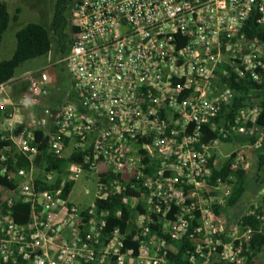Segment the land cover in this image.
I'll list each match as a JSON object with an SVG mask.
<instances>
[{
	"label": "built area",
	"instance_id": "obj_1",
	"mask_svg": "<svg viewBox=\"0 0 264 264\" xmlns=\"http://www.w3.org/2000/svg\"><path fill=\"white\" fill-rule=\"evenodd\" d=\"M70 11L66 99L41 105L44 68L0 83V180L14 184L0 194V261L169 264V247L188 242L190 264H247L264 201L229 223L214 209L226 207L233 177L212 175L233 136L252 132L249 146H264V128H248L257 97L226 113L233 82L264 87V35L246 29L264 30V0H73ZM45 152L66 165L49 167ZM239 164L246 170L238 151L230 169ZM81 177L92 181L85 206L70 198ZM19 201L29 205L22 223ZM124 211L126 227L108 229Z\"/></svg>",
	"mask_w": 264,
	"mask_h": 264
},
{
	"label": "trees",
	"instance_id": "obj_2",
	"mask_svg": "<svg viewBox=\"0 0 264 264\" xmlns=\"http://www.w3.org/2000/svg\"><path fill=\"white\" fill-rule=\"evenodd\" d=\"M73 0H54V14L53 19L49 24V27H45L38 22H29L16 32V46L12 56L8 59H0V83L6 81L15 75V71L27 60L47 55L51 50L52 38H54L60 48L62 54H66L69 50V45L71 42V37L74 32V27L69 24L70 16V4ZM20 8H16L14 15L11 17L7 4L4 0H0V43L2 40L3 33L8 28L9 22L12 19L16 21ZM70 25L71 36L66 32V29ZM250 34L256 33L259 35H264V30L261 27L254 25L250 22L246 28ZM234 89L238 92L231 106L226 111L229 116L235 110L242 106V100L246 96L253 95L259 99L260 113L255 123L248 125L250 131L264 128V87L259 91H253V84L250 81H237L233 82ZM23 88L17 87L15 93L18 94ZM36 136L40 138V132L36 131ZM252 132L248 135H236L227 141L235 142L238 145H246L251 142ZM44 148V144L42 146ZM257 154V164L258 170H264V146L261 149L254 150ZM44 157L47 160L48 166L61 170L66 165L65 159L52 160L49 158L48 154L45 152ZM235 157V152L226 158L217 168H213V177L220 176L225 178L228 175H232L231 180V192L230 196L226 201L227 207H234L242 198L243 194L251 186L252 182H262L264 185V180L258 176L253 179H249L247 171L243 168L241 164L238 165L237 169L231 170L230 165ZM25 164V163H21ZM14 184L5 183L0 180V194L12 189ZM44 186L37 184V187ZM70 185H67V190ZM264 201V195L262 197ZM117 205L116 202L112 204ZM125 210V209H124ZM216 212L220 209L215 207ZM29 213V205L22 202H17L13 207V215L17 222H25L27 220ZM127 217V212L124 211L123 216L120 219L110 218L108 222V229L114 225H118L121 229L126 227L125 219ZM245 222L250 224L252 227L256 228L259 222L254 217H246ZM190 246L188 242L176 243L175 246L169 247L168 250V261L169 264H190L186 258L185 250ZM264 247V234L255 232L252 239L245 245V255L247 257V264H252L251 259L256 254L260 253ZM0 264L3 263L0 261ZM211 264H228L227 262H221L214 260Z\"/></svg>",
	"mask_w": 264,
	"mask_h": 264
},
{
	"label": "rangeland",
	"instance_id": "obj_3",
	"mask_svg": "<svg viewBox=\"0 0 264 264\" xmlns=\"http://www.w3.org/2000/svg\"><path fill=\"white\" fill-rule=\"evenodd\" d=\"M7 4L11 17L14 15L16 8H20L16 21L12 19L8 28L3 33L0 43V59H8L12 56L16 46V32L29 22H38L49 27L54 14V0H4ZM70 17V16H69ZM70 24V18H69ZM66 32L71 36L70 25ZM50 59L47 55L36 57L24 62L15 71V75L26 70L44 68L50 80L47 82V95L41 98V105L51 108L58 107L61 102L66 99L69 92V78L64 64L60 63V58L64 54L60 52V48L54 38H52ZM38 111V108H36ZM230 151L241 152L244 162L247 163V174L249 179L258 176L264 180V170H258L257 154L249 144L240 146L235 142H226L219 146L217 150V158L223 162L226 154ZM92 188V181L86 178H79L71 191L70 198L78 205L85 206L89 203L92 196L84 194V187ZM240 202L235 206L238 207Z\"/></svg>",
	"mask_w": 264,
	"mask_h": 264
},
{
	"label": "crops",
	"instance_id": "obj_4",
	"mask_svg": "<svg viewBox=\"0 0 264 264\" xmlns=\"http://www.w3.org/2000/svg\"><path fill=\"white\" fill-rule=\"evenodd\" d=\"M238 145V144H236ZM243 146V145H240ZM247 171V168H246ZM264 185L262 182H252L248 190L243 194L238 207H223L220 213L226 218L229 223L234 222L237 217L242 214L248 207V205L254 200H262L264 195L263 191ZM252 264H264V247L260 253L256 254L251 259Z\"/></svg>",
	"mask_w": 264,
	"mask_h": 264
}]
</instances>
